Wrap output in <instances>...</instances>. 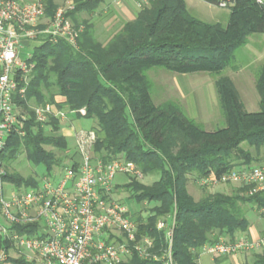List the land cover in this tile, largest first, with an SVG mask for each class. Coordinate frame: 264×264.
Instances as JSON below:
<instances>
[{
  "label": "trees",
  "instance_id": "1",
  "mask_svg": "<svg viewBox=\"0 0 264 264\" xmlns=\"http://www.w3.org/2000/svg\"><path fill=\"white\" fill-rule=\"evenodd\" d=\"M204 1L216 6L220 2ZM227 1L228 20L221 23L194 16L186 0H148L134 20L106 9L108 0H74L68 15L76 26H83L77 42H54L42 36L32 47L34 66L26 95L15 97L27 115L25 134L13 133L7 139L1 154L5 180L17 186L38 185L31 176L8 171L20 153L44 165L47 173L55 165L63 166V158L71 162L67 140L59 134L61 121L52 114L45 124L40 123L35 107L50 104L54 112L85 109L84 116L95 122L101 134L94 145L97 158H123L134 162L143 178L156 177L151 184L128 177L123 185L137 204H151L149 214L134 218L139 235L154 238L153 253L160 256L169 247L166 230L157 228L161 218L169 225L175 218L172 255L176 264H200L203 245L220 239L232 241L247 232L251 222L246 206L264 209V192L248 195L245 186L232 193L202 187L203 196L196 200L188 190L190 176H220L236 167L264 162V63L255 76L260 96L257 111L246 109L231 76L222 74L226 69L239 72L237 51L251 36L264 34V6L255 0ZM45 2L46 17L51 18L59 4ZM94 18L113 21L103 30V38ZM152 69L218 76L214 86L219 119L208 127L191 118L179 99L164 100V94L156 90L154 94L148 74ZM221 120L224 126L214 129ZM55 150L64 157H57ZM9 247L10 242L0 234V254ZM12 261L32 264L24 259ZM121 264L163 262L143 259L135 252ZM243 264H264V253Z\"/></svg>",
  "mask_w": 264,
  "mask_h": 264
},
{
  "label": "built area",
  "instance_id": "2",
  "mask_svg": "<svg viewBox=\"0 0 264 264\" xmlns=\"http://www.w3.org/2000/svg\"><path fill=\"white\" fill-rule=\"evenodd\" d=\"M255 1L264 6V0ZM146 3L142 0L140 6ZM228 5L227 0L218 4L223 9ZM74 7V0H65L49 18L45 0H0V234L10 242L0 254V264H14L17 256L32 264H121L135 252L143 259L176 264L172 255L175 218L170 225L166 220L157 223L158 230H166L169 247L160 256L153 253L154 238L139 235L137 220L115 189L117 176L139 180L143 173L123 158H97V129L75 133L79 161L62 172L46 173L36 186L16 185L7 195L1 154L11 134H25L27 115L17 111L15 97L26 95L34 66L31 43L47 36L54 42L75 44L83 26H76L68 15ZM76 112L86 113L85 109L54 112L50 104L35 107L42 124L49 115L63 121ZM197 182L206 188L230 182L248 187V195H254L264 192V163L198 177ZM257 250L264 252V234L253 240L240 233L232 241L203 245L201 255L228 257Z\"/></svg>",
  "mask_w": 264,
  "mask_h": 264
},
{
  "label": "rangeland",
  "instance_id": "3",
  "mask_svg": "<svg viewBox=\"0 0 264 264\" xmlns=\"http://www.w3.org/2000/svg\"><path fill=\"white\" fill-rule=\"evenodd\" d=\"M65 2V0H59L58 4L62 5ZM196 4L193 6L192 13L194 16L208 22H216L219 21L221 23H226L228 20V14L229 11L227 9L220 8L219 6L207 3L204 0H196ZM112 7H106V9H110ZM114 8V7H113ZM109 12V11H107ZM96 22V28H97V33L101 38L105 36L106 33H103L105 29H109L110 26H112L113 21H105L104 19H93ZM107 32V31H106ZM39 44V42H32L31 43V50L32 47L35 45ZM26 51H24L25 53ZM24 58H26L25 54L22 55ZM235 63L240 67L239 72H233L231 69H226L222 74L230 75L232 79H234L237 84H239V88L241 89V85H246V92L250 91L254 94H256V91L254 89L255 86V79H256V74L259 70L260 65L264 63V34H255L250 37L249 43L240 48L237 53H236V59ZM149 76L151 77L153 83H154V94L155 90L157 94H164L163 98H174V99H179L184 107L186 108V98H182L180 95V91L177 89V86L175 84L174 77L176 76L175 73H172L170 71H167L165 69H152L149 71ZM195 76H205V75H210L209 73H195ZM212 80L211 82L213 83V91H214V97L215 100H213V114L211 115V121L208 123H205L203 121V124L207 125L208 127H211L212 122L215 120L217 121L219 119V111H218V103H217V94H216V89H215V80L217 79L218 76L215 74H211ZM244 88L241 89L243 91ZM160 92V93H159ZM180 92V93H179ZM244 92V91H243ZM247 92V94H249ZM153 94V95H154ZM155 97V95H154ZM214 99V98H213ZM17 111L19 113H23V108L17 105ZM190 117H193L190 113H188ZM199 121V120H197ZM224 126V121L221 120L219 124H214L212 127L218 128V127H223ZM47 149L53 150V147L47 146ZM57 152V157L64 155V153L55 150ZM68 154V153H67ZM69 154L72 155L71 150L69 151ZM64 157V156H62ZM68 157L63 158V161L61 162L63 166L61 165H55L53 172H62L63 168H65L68 165ZM260 163V162H259ZM254 164V165H259ZM264 163V162H262ZM8 171L12 173H19L23 177H33L37 181L41 180L43 176H45L46 169L45 166L40 164L36 165L32 161H29L26 158V155L24 153H20L16 156L14 160L11 161V164L8 166ZM156 179L155 176H150V177H144L142 179H139L140 181L146 183V184H151L154 180ZM129 181V178L125 175H119L116 177V183H122L119 188L116 189V195L119 199L125 201V203L129 206L131 210V214L133 217L138 216L139 214L146 216L149 214L148 209L150 208L151 204H148L146 202H142L140 204H137L135 201H133L130 198V193L123 187L124 184H126ZM238 186V184H233L230 182L227 183H220L215 186L208 187L205 190L215 192V191H223L227 193H232L234 189ZM12 188V185L8 182V184L5 185V189L8 190ZM188 190L190 194L196 199L199 200L203 196V190L202 187L198 184L197 179L192 178L191 176L189 177L188 181ZM247 213L249 216V220L251 222V225H254L258 232L261 233L263 232L264 228V209H258L257 206H246ZM166 220L164 218H161L158 220ZM157 222V223H158ZM12 256L15 255L14 251L11 250ZM264 253L262 250H257L254 252H248L243 255L244 256V261H251L254 257L255 254H261ZM242 255V256H243ZM204 255L200 256L199 263H202V257Z\"/></svg>",
  "mask_w": 264,
  "mask_h": 264
},
{
  "label": "crops",
  "instance_id": "4",
  "mask_svg": "<svg viewBox=\"0 0 264 264\" xmlns=\"http://www.w3.org/2000/svg\"><path fill=\"white\" fill-rule=\"evenodd\" d=\"M57 3L59 0H55ZM142 0H108L109 7H114L113 9L116 11L117 15L122 17L125 20H134L137 17L138 11L140 10V3ZM196 0H186L189 8L195 6ZM193 9V8H192ZM111 21V20H109ZM108 21V22H109ZM195 74V73H194ZM194 74H176L174 77L175 84L177 89L181 92L180 95L182 98H186V110L190 113L196 120L203 121L205 123L210 122L211 115L213 114V100L214 91L212 89L213 83L211 82L212 76H195ZM240 95L243 100V103L247 110L249 111H257L259 109L260 96L254 86L256 94L252 93L251 90L247 94L246 85H241V89L239 88V84L233 79ZM214 98V99H213ZM69 111V110H68ZM97 129L96 124L93 120L86 118L82 113L76 112L73 114H69L67 119L61 121V129L59 134L63 136L67 140V144L69 150H71V162L79 161L81 156L77 150L75 133L79 130H90ZM99 135H101L99 133ZM12 185V188L6 190L7 195L9 192L16 187V185L12 182H9ZM8 184V182H7ZM249 238L256 240L260 236L264 234L263 232H258L257 228L254 225H251L247 232L244 233ZM245 255L239 256H228V257H213L211 255H204L202 257L203 264H243ZM13 260L22 259L14 257ZM200 260V258H199ZM25 262H27L24 259ZM14 264H17L14 262Z\"/></svg>",
  "mask_w": 264,
  "mask_h": 264
}]
</instances>
